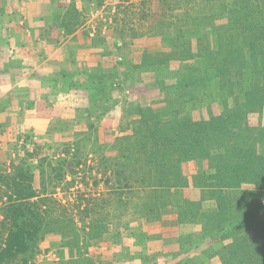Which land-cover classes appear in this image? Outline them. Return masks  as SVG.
Masks as SVG:
<instances>
[{"label": "rangeland", "instance_id": "rangeland-1", "mask_svg": "<svg viewBox=\"0 0 264 264\" xmlns=\"http://www.w3.org/2000/svg\"><path fill=\"white\" fill-rule=\"evenodd\" d=\"M189 1L88 0L82 9L71 2L67 3L69 8L62 2L47 5V12H56L47 18L54 25L60 18L58 12L65 13V27L73 21L75 12H80V27L91 36V46L103 50L98 53L102 62L88 65L86 60L74 59L51 75H36L42 91L27 86V91L20 93L26 96L24 103L17 96H5L2 103L12 107L15 102L22 112L29 109L46 120V126L39 122L25 128L14 119L8 123L9 131L0 129V239L6 231L3 216L7 196L12 192V177L25 182L28 175L32 177L31 184L38 196L31 200L46 199L41 209L48 210L49 219L54 220L50 230L41 231L28 264H174L181 253L183 257L194 254L185 253L186 249L181 252L178 239L185 238L184 244L185 236L200 231L201 222L195 219L178 223L176 215L170 212L158 219L149 217L144 206L153 202L154 189L137 184L139 175L133 174L130 162L117 158L129 145L136 144L135 130L139 125L146 130L155 123L152 115L145 124L140 123L139 110L163 107L156 81L174 86L171 97L181 100V93L173 84L176 76L189 72L190 65L202 63V57L197 56L202 50L200 46L209 49L212 44L209 38L200 44L194 40L199 31L207 33L214 27L212 23L193 22L192 16L206 13L207 7L197 0L191 8ZM24 5L21 0H0V61L5 59L0 70L6 69L12 53L17 52L3 48L16 43L10 31L16 29L23 17ZM214 33L216 48L223 38L217 37L218 30ZM15 36L18 44L21 38ZM220 56L214 57L215 61ZM9 83L12 88H22L21 83ZM36 94L42 95L35 97ZM201 98L205 101L202 104H206V97ZM209 105L210 112L218 115V102ZM176 106L184 110V103L179 106L177 102ZM208 113L204 106L193 110L192 118H207ZM245 119L232 127L241 130L243 124L264 128V106L248 112ZM37 126L43 130L40 132ZM262 143H257L259 151L263 149ZM207 144L212 147L217 143ZM118 163L122 173L116 167ZM180 169L186 182L178 187V192L164 194L167 207L171 208L176 201L207 212L213 205L208 198L215 193L205 186L206 176L213 172L207 159H188ZM123 174L128 175L127 182ZM242 187L254 188L249 183ZM262 215L264 210L259 217ZM237 236L248 241L253 255L264 259V224L243 230ZM226 239L225 242L230 241ZM182 246L187 248V243ZM200 264L221 262L212 257Z\"/></svg>", "mask_w": 264, "mask_h": 264}, {"label": "trees", "instance_id": "trees-1", "mask_svg": "<svg viewBox=\"0 0 264 264\" xmlns=\"http://www.w3.org/2000/svg\"><path fill=\"white\" fill-rule=\"evenodd\" d=\"M201 1L207 12L192 16L193 22L212 23L214 28L207 33L199 31L194 40L200 44L209 38L212 44L209 49L200 46L202 50L197 56L202 57V63L189 64V69L185 67L189 72L176 76L173 84L184 98L178 95L181 100H173L174 86L156 81L163 107L139 110L140 123L145 124L149 115L155 123L146 130L139 125L135 130L138 141L117 158L130 162L133 174L139 175L137 184L154 189L153 202L144 206L149 217L158 219L170 212L176 215L178 223L195 219L201 222L200 231L185 236L184 244L185 238L178 239L181 252L186 249L185 253L194 254L183 257L181 253L183 258L174 264H200L212 257H218L221 264H264V259L252 254L248 241L237 236L243 230L264 224V216L259 217L264 210V128L243 124L241 130L232 127L244 123L248 112L264 106V0ZM190 2L193 8L197 0ZM215 30L217 37L223 38L216 48ZM219 55V61H215L214 57ZM202 96L206 97V104H202ZM214 101L221 107L216 116L209 108ZM177 102L179 106L184 103V110L176 106ZM204 106L209 112L207 118H192L193 110ZM241 134L244 138H238ZM213 142L218 145L212 149L207 143ZM258 142H263L262 151L258 150ZM193 158L207 159V166L213 170L206 176L205 186L215 192L208 198L213 205L207 212L176 201L169 208L163 200L165 193L178 192V187L186 182L181 164ZM116 167L123 172L119 163ZM124 174L127 182L128 175ZM19 176L23 178V174ZM11 181L12 192L4 207L6 231L0 239V264H28L41 231H46L54 220L49 219L48 210L41 209L46 199L31 200L38 192L32 187L30 175L27 182L14 177ZM248 183L254 188L242 187ZM226 238L230 241L225 242ZM186 243L187 248L182 246Z\"/></svg>", "mask_w": 264, "mask_h": 264}, {"label": "crops", "instance_id": "crops-1", "mask_svg": "<svg viewBox=\"0 0 264 264\" xmlns=\"http://www.w3.org/2000/svg\"><path fill=\"white\" fill-rule=\"evenodd\" d=\"M26 7L25 12H22L23 17L16 25V29L9 28L10 34L15 38L16 43H8L5 45L6 50L10 48L15 49L17 52L12 53L8 64L5 68L0 70V129L5 131L10 130L11 120H19L22 127H29L38 125L39 122L45 125L46 120L42 115H35L36 112L29 109H24L22 112L18 104L12 102V107H4L5 96L10 98L20 99L23 103L26 101V96H20L22 91H27V86H31L33 90L38 91L39 80H36V75H51L52 71L61 69L62 66L71 64V60H86L88 65H93L102 62L101 56L98 54L101 47L93 49L91 46V36L86 35L87 31L80 27L82 17L80 12L76 13L73 21H70L67 27L63 26L62 20L65 16L64 11L58 12L59 20L54 23L49 22L47 18L52 17L56 12L48 11L47 5L62 2L67 8L69 2L74 4L77 9L86 7L88 0H21ZM87 9H84V13ZM86 11L85 14H87ZM50 14V15H49ZM65 21V20H64ZM7 37V31H4ZM85 33V34H84ZM21 38L17 44V37ZM11 44V46H10ZM2 49V50H3ZM5 59H1L4 61ZM0 61V63H1ZM38 66V67H37ZM9 82L21 83L22 88L13 87ZM39 91H42L41 89ZM19 93V95H16ZM42 95V94H41ZM41 95L36 94L35 97ZM12 96V97H11ZM23 99V100H22ZM18 103V102H17ZM20 108V109H19ZM37 116L38 118H35ZM29 122V123H28ZM13 123V122H12ZM46 126V125H45ZM41 132L43 129L37 126ZM45 129V128H44ZM9 134V132H6ZM10 135V134H9ZM3 140L6 137L3 135Z\"/></svg>", "mask_w": 264, "mask_h": 264}]
</instances>
